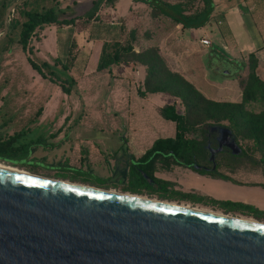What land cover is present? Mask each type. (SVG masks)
Returning a JSON list of instances; mask_svg holds the SVG:
<instances>
[{"label": "rangeland", "instance_id": "rangeland-1", "mask_svg": "<svg viewBox=\"0 0 264 264\" xmlns=\"http://www.w3.org/2000/svg\"><path fill=\"white\" fill-rule=\"evenodd\" d=\"M97 1L56 0L55 7L60 17L85 18L86 14L95 11ZM3 2L0 0V13ZM128 2L119 0L114 7L105 3L97 5L100 20L85 23L81 19L75 26L50 25L37 30V35L31 41V53L25 52L17 42L10 44L9 51L2 52L3 43L0 42V141L15 137L13 147L28 143L26 148L31 149L28 154L12 151L6 161L25 164L27 168L22 169L46 179L89 185L108 191L114 189L119 193L136 191L138 193L132 194L264 222V214L258 215L252 210L220 203L239 202L241 198L257 202L255 205L264 209V189L247 185L264 184V152L253 150L252 142L243 141L239 136L237 138L227 121L208 122L200 128L208 130V148L212 153V161L218 163L222 172L246 185L202 177L181 166L167 169L164 162H158L155 175L178 185L171 189L186 195H177L171 191L164 193L161 189L151 193L141 177L130 172L131 160L140 157L156 138L172 137L175 133L174 123L159 113L162 97L169 95L147 92L142 97L137 92L139 87L145 89V80L140 81L139 85L137 82L140 79L139 67L146 70V77L147 66L143 61L151 56L147 52L154 50L172 73L181 74L168 65L155 44L157 40L154 36L160 32L162 25L158 10L143 3L145 6L141 8L135 0ZM199 5L201 2L197 1L194 7ZM18 17L17 11L10 15V19ZM4 18L5 14L0 21H4ZM168 23L175 26L173 22ZM137 25L140 28L133 42L135 54L123 56L118 65L111 64L99 69L104 43L109 44L108 52H112L111 46L115 42L124 46L130 44V31ZM3 32L4 27L0 35ZM198 34L194 31L192 38L196 40ZM221 41L217 36L213 45L221 48ZM172 50L179 54L176 62H182L185 67H199L196 56L187 57L185 50ZM84 51L88 53L86 57H89L86 65L78 62L76 68L65 70L56 63L60 60L70 66L77 55L83 56ZM29 56L38 64L48 62L60 77L74 76L77 83L72 92L67 94L59 84L39 75L30 66ZM82 59L84 61L86 58ZM241 60L247 62L248 67L238 75L239 90L237 86L234 88L231 99L223 100L218 96L213 99L204 95L214 102H243L245 111L264 115V88L256 90L252 86L250 67L254 60L249 59V55ZM261 66L264 68V63ZM219 68L224 72L234 70L227 63L219 65ZM152 69L155 67L152 66ZM257 73L264 79L258 69ZM157 83L162 87L176 88L175 83L169 84L166 76ZM196 85L207 95L213 96L211 82L201 79L196 81ZM246 123L250 128L264 127V117L262 121L247 119ZM200 128L188 134L189 137L200 136ZM39 139L38 143H33ZM241 150L246 151V157L242 156Z\"/></svg>", "mask_w": 264, "mask_h": 264}, {"label": "water", "instance_id": "water-1", "mask_svg": "<svg viewBox=\"0 0 264 264\" xmlns=\"http://www.w3.org/2000/svg\"><path fill=\"white\" fill-rule=\"evenodd\" d=\"M0 264H264V225L0 169Z\"/></svg>", "mask_w": 264, "mask_h": 264}, {"label": "trees", "instance_id": "trees-1", "mask_svg": "<svg viewBox=\"0 0 264 264\" xmlns=\"http://www.w3.org/2000/svg\"><path fill=\"white\" fill-rule=\"evenodd\" d=\"M14 1L16 0H4L2 4L4 10L2 9L0 18L4 16L6 8ZM118 1L119 0H98L94 5L95 11L86 14V17L83 18L82 16L60 17V14L55 7L56 0H27L21 5L16 6L13 11V13L17 11L19 17L10 19L9 33L4 39L0 40V42L3 43L2 52L9 51L10 44L17 42L25 52L28 51L31 53L33 50L31 41L32 38L37 35V30L50 25L75 26L81 19H83L85 23H90L92 20H100L101 16L98 12V6L105 3L109 7H114ZM135 1L158 10L161 14L169 17L174 24L182 25L183 29H198L206 26L215 12L214 0ZM197 1L201 2V5L194 7V4ZM259 1L264 2V0ZM3 27L4 21L2 20L0 21V33L2 32ZM139 28L140 26L137 25L130 31V44L124 46L120 45L118 42L113 43L111 46L113 49L112 52L107 51L109 44L105 42L102 48L98 68L104 69L111 64L118 65L123 56L134 55L135 51L133 42L136 39ZM37 40L40 41L38 36ZM215 52L221 57L240 61L241 64H244V61L232 58L217 45L215 46ZM147 53L151 56H148V59L143 61V64L147 66V73L144 81L145 89L143 90L139 87L137 90L138 94L143 97L147 92L167 93L179 99L180 102L175 101L172 104L160 107L159 109V113L164 119L174 123V136L159 137L155 139L150 148L140 157L131 160L132 164L130 172L138 174L143 180L144 185L152 191L151 193H154L157 189H161L164 193L171 191V193L177 195H186V193L180 192L179 190L174 188L171 189L172 186H176L173 182L161 179L155 175L157 172L156 164L158 162H164L167 169L169 167L172 168L174 165L182 166L202 176L230 181L237 185H246L222 172L218 163L212 161V153L208 148V130L200 128V126L208 122L219 123L221 121H227L237 138L239 136L243 141L252 142L253 150L264 152V127L255 126L254 128H250L246 123L247 119L262 121L264 115L262 113L254 114L245 111L243 102L223 103L209 100L183 76L177 73H172L165 65L162 57L155 53L154 50L148 51ZM87 54L88 53L84 51L83 56L78 57L77 55L70 66L60 60H57L56 63L60 64L65 70L76 68L78 62L80 64H88L89 57H86ZM82 58L86 59L82 61ZM249 59L254 60L253 65L250 67L252 86L256 90H261L264 88V79H262L257 73L258 60L256 53H250ZM28 62L39 75L59 84L62 90L67 94L72 92L74 85L77 83V79L74 76L64 78L57 75L51 68V65L46 61L38 64L29 56ZM152 66H154L155 69H152ZM80 71L83 72V69L80 68ZM165 76L166 79L169 78V84L171 82L175 83L176 88L159 86L157 82ZM198 128L201 130L200 136L189 137L188 134L197 132L199 130ZM15 141V137L0 141V161L20 168H27L25 164L6 161L9 159L8 156L12 154V151L19 154H28L31 152V149L26 148V146L29 145L28 143H22L17 148L13 147ZM39 141L40 139L33 143H38ZM241 154L246 157V151L241 150ZM247 185L264 188V184L259 183ZM132 193L138 192L133 191ZM220 203L232 205L242 210H252L258 215L264 214L263 210L242 202L220 201Z\"/></svg>", "mask_w": 264, "mask_h": 264}, {"label": "crops", "instance_id": "crops-1", "mask_svg": "<svg viewBox=\"0 0 264 264\" xmlns=\"http://www.w3.org/2000/svg\"><path fill=\"white\" fill-rule=\"evenodd\" d=\"M121 1L123 2V0ZM129 2H131V0H129ZM214 2L215 12L210 21L206 26L198 29H183L180 24L172 26V24L168 22L173 21L159 12L162 25H160V32H157L158 34L156 33L157 35L154 36V38L157 40L155 44L160 48L162 56L173 70L179 72L186 80L192 83L195 88L206 96L213 99L218 96L222 97L223 100H229L231 99V96L233 95L232 92L235 91L234 88H236V86L239 90L237 77L245 71L248 67V63L244 61V66L240 61L221 57L215 52L216 45H213V41L219 36L222 40L220 42L221 49L237 60L243 58L245 60L250 53L255 52L258 59V71L264 76V68L261 66L262 63H264V2L259 0H214ZM138 6L144 8L145 5L140 3ZM194 31L199 33L196 40L192 38ZM207 38H209V41L211 42V47L209 48L201 43L202 39ZM174 48L181 49V51L185 50L187 57L193 55L196 56V62L199 63V67L197 69L192 68L191 65L185 67L181 64L182 62H176L175 59L178 58L179 54L172 50ZM223 63L229 64L234 70L231 72L220 70L219 65ZM145 72L146 70L143 67H139L138 73L140 79L137 82L138 85L140 81L143 82L145 80ZM200 73H202V76ZM210 77H212V80ZM201 79L212 83L214 89L213 96L207 95L198 88L196 81ZM221 88L225 89L222 90ZM168 95L169 96L167 97H162L163 100L160 107L172 104L175 101L180 102L179 99L170 94ZM214 180L224 181L220 179ZM213 196L221 198L216 195ZM222 198L226 199L227 197ZM239 200L250 203L252 202V204L257 203L254 201L242 200L241 198Z\"/></svg>", "mask_w": 264, "mask_h": 264}, {"label": "bare ground", "instance_id": "bare-ground-1", "mask_svg": "<svg viewBox=\"0 0 264 264\" xmlns=\"http://www.w3.org/2000/svg\"><path fill=\"white\" fill-rule=\"evenodd\" d=\"M0 169L6 170V171H10V172H14V173L24 174V175H31V173H29L28 171H25L24 169H22L20 167L13 166V165H11L9 163L2 162V161H0ZM65 183H70V184H73V185H77V186H81V187H85V188H90V189H97L96 187L89 186V185L76 184V183H72V182H65ZM107 192L114 193V194H121V195H125V196H128V197H133V198H137V199L152 201V202H156V203H163V204H166V205H171V206H175V207H181V208H184V209H189V210H193V211L208 213V214L221 216V217H225V218L237 219L239 221H243V222H247V223H254V224L264 225V222H258V221H255L253 219H249V218H245V217L233 216V215H230V214H225V213L218 212V211H212V210L205 209V208H200V207H197V206H190V205L179 204V203H175V202L159 201V200L147 198V197H144V196H141V195H138V194L119 193V192L115 191L114 189L113 190H109V191L107 190Z\"/></svg>", "mask_w": 264, "mask_h": 264}, {"label": "built area", "instance_id": "built-area-1", "mask_svg": "<svg viewBox=\"0 0 264 264\" xmlns=\"http://www.w3.org/2000/svg\"><path fill=\"white\" fill-rule=\"evenodd\" d=\"M201 42L203 45L208 46V47L211 45V42L208 39H202Z\"/></svg>", "mask_w": 264, "mask_h": 264}, {"label": "flooded vegetation", "instance_id": "flooded-vegetation-1", "mask_svg": "<svg viewBox=\"0 0 264 264\" xmlns=\"http://www.w3.org/2000/svg\"><path fill=\"white\" fill-rule=\"evenodd\" d=\"M150 148V147H149ZM148 148V149H149ZM147 150V149H146ZM145 150V151H146ZM174 166H176V165H174ZM182 167V166H181ZM184 168V167H183ZM188 169V168H187ZM197 174V173H196ZM197 175H199V174H197ZM199 176H202V175H199ZM207 177V176H206ZM176 186H178V185H176ZM264 189V188H263ZM238 202V201H237ZM239 202H242V201H239ZM248 205H251V206H254V207H257L258 209H260V210H262V208H259L258 206H256L255 204L253 205L252 203H248ZM264 210V209H263Z\"/></svg>", "mask_w": 264, "mask_h": 264}]
</instances>
